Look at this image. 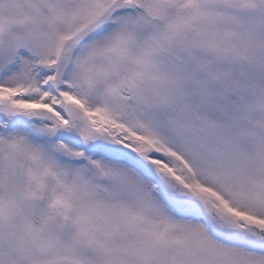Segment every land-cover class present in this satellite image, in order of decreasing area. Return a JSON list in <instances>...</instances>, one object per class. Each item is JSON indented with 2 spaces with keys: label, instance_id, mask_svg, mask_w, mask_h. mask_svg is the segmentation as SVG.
<instances>
[{
  "label": "snow or ice",
  "instance_id": "1",
  "mask_svg": "<svg viewBox=\"0 0 264 264\" xmlns=\"http://www.w3.org/2000/svg\"><path fill=\"white\" fill-rule=\"evenodd\" d=\"M0 264H264V0H0Z\"/></svg>",
  "mask_w": 264,
  "mask_h": 264
}]
</instances>
